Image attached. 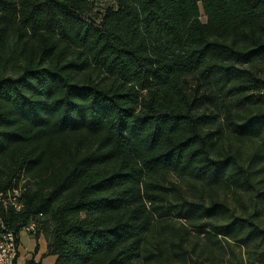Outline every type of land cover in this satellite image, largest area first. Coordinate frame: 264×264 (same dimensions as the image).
<instances>
[{
    "label": "trees",
    "instance_id": "16d2710c",
    "mask_svg": "<svg viewBox=\"0 0 264 264\" xmlns=\"http://www.w3.org/2000/svg\"><path fill=\"white\" fill-rule=\"evenodd\" d=\"M93 7L0 0V189L27 180L8 225L37 218L56 264H166L146 238L155 219L222 208L172 204L169 176L262 192L264 0H112L101 16ZM216 92L233 135L255 146L247 165L209 152L202 130L219 118L205 107ZM228 96L248 115L236 120ZM234 223L214 233L244 231ZM248 223L245 240L264 238ZM248 264H264V250Z\"/></svg>",
    "mask_w": 264,
    "mask_h": 264
},
{
    "label": "rangeland",
    "instance_id": "374dc122",
    "mask_svg": "<svg viewBox=\"0 0 264 264\" xmlns=\"http://www.w3.org/2000/svg\"><path fill=\"white\" fill-rule=\"evenodd\" d=\"M93 14L101 16L106 5L112 0H93ZM205 21V17H202ZM100 75L93 73V78ZM101 77V76H100ZM102 78V77H101ZM106 82V81H105ZM264 94V93H263ZM213 104L205 107L218 111V120L209 124L202 130L206 137L209 152L212 155L226 156L233 153L238 155L240 165L249 164V159L254 153V144L247 139H237L228 125L222 106H220L221 94L216 92ZM229 103L225 107L234 115L247 116L249 110L246 106L239 107L232 102V96L227 97ZM261 100V99H260ZM215 106H218L217 108ZM264 108V104H259ZM255 110V109H253ZM261 193L248 190L245 186L231 183H216L207 185L201 182L189 181L171 175L167 178V187L177 190L176 196L170 193L168 199L172 204L185 205L196 203L203 208L210 207L216 202L222 205L221 210L214 211L210 215L200 213L195 220L185 221L173 215L158 219L157 224L150 235H147L150 249L161 251L163 257L168 258L166 264H248L249 260L257 257V253L264 250V238L261 234L254 235L245 240V233L250 230L249 221L264 229V173L261 175ZM259 179V180H260ZM231 222L234 226L244 224V231L230 232L231 235H217L214 228H223ZM163 230L162 233H157ZM245 242V243H244ZM171 248H174L171 250Z\"/></svg>",
    "mask_w": 264,
    "mask_h": 264
},
{
    "label": "built area",
    "instance_id": "2783aa9c",
    "mask_svg": "<svg viewBox=\"0 0 264 264\" xmlns=\"http://www.w3.org/2000/svg\"><path fill=\"white\" fill-rule=\"evenodd\" d=\"M26 181L21 176L18 180H13L6 189H0V264H17L20 248L19 233L34 235L36 232L37 218H31L17 232L8 225V215L17 214L23 209L21 198Z\"/></svg>",
    "mask_w": 264,
    "mask_h": 264
},
{
    "label": "crops",
    "instance_id": "0c3cea01",
    "mask_svg": "<svg viewBox=\"0 0 264 264\" xmlns=\"http://www.w3.org/2000/svg\"><path fill=\"white\" fill-rule=\"evenodd\" d=\"M19 256L17 264H56L58 256L52 255L48 240L43 233H19Z\"/></svg>",
    "mask_w": 264,
    "mask_h": 264
}]
</instances>
